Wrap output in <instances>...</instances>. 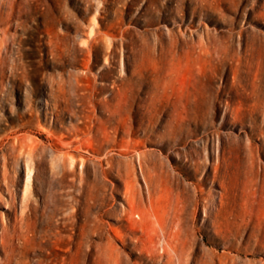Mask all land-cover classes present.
<instances>
[{
    "label": "rangeland",
    "instance_id": "rangeland-1",
    "mask_svg": "<svg viewBox=\"0 0 264 264\" xmlns=\"http://www.w3.org/2000/svg\"><path fill=\"white\" fill-rule=\"evenodd\" d=\"M0 233V264H264V0H0Z\"/></svg>",
    "mask_w": 264,
    "mask_h": 264
},
{
    "label": "bare ground",
    "instance_id": "bare-ground-1",
    "mask_svg": "<svg viewBox=\"0 0 264 264\" xmlns=\"http://www.w3.org/2000/svg\"><path fill=\"white\" fill-rule=\"evenodd\" d=\"M27 175H26V177H27ZM142 212L144 214H146V216H147L146 218L148 219L149 222H151V229H153V227H154V225H153L154 222H157V223L158 222H162V220L158 217V214L153 209V206H152L151 211H149V210H142ZM2 236H3V234H2ZM18 238L21 239L20 240V243H19V245H21V246H24L27 243V241L32 240L34 238V231H33V229L30 228V225L24 224L23 229L20 230V235L18 236ZM156 242H157V240L155 241L154 239H152V238L150 239L148 237L147 238V241H146V244L153 249L155 247ZM158 243L160 244L161 248H164L167 251V262H171L172 261V263L174 262V263L177 264L178 263V257H177V254H176L175 244L170 243L168 241V239H165L163 237L161 238V240ZM2 245H4V243ZM8 253H10V252H8ZM8 253L7 254H4V255H6L5 257H7V259L11 256ZM4 259L6 260V258H4ZM45 264H50V262L47 261Z\"/></svg>",
    "mask_w": 264,
    "mask_h": 264
}]
</instances>
